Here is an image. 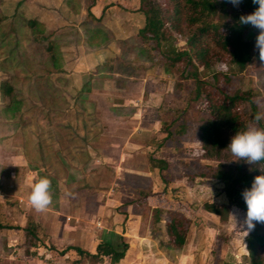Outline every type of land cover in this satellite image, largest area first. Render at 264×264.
I'll list each match as a JSON object with an SVG mask.
<instances>
[{"label": "rangeland", "instance_id": "obj_1", "mask_svg": "<svg viewBox=\"0 0 264 264\" xmlns=\"http://www.w3.org/2000/svg\"><path fill=\"white\" fill-rule=\"evenodd\" d=\"M125 6L135 9L137 0H97L93 10L101 17L92 22L85 18L84 0H0V86L13 84L20 100L12 117L3 111L0 94L2 219L23 226L32 217L39 236L59 223L80 222L90 231L96 230L101 206L108 202L106 207L125 216L127 236H151L172 264L180 257L181 264H249V231L236 225L232 212L224 219L218 210L227 200L215 168L222 163L223 170L233 172L228 162L235 157L202 156L193 111L186 117L185 133H177L178 125L170 127L169 135L161 127L160 120L174 115L168 112L186 106L193 82L180 80L141 52L135 35L143 16ZM31 19L38 22L40 42L26 25ZM258 31L252 27L248 35L252 62L228 83L232 90H257L254 100L264 119V51L255 47ZM95 33L98 39L89 43ZM50 40L59 53L56 67L43 52ZM222 64L213 61L200 74L207 76ZM33 172L51 181L52 202L43 211L28 202L26 178ZM141 192H164L171 204L190 208L184 213L189 224L181 250L159 243L167 239L163 221L174 212H163L162 223L154 225L153 209L139 199ZM50 210L61 213L57 224ZM22 234L19 229L0 230V264H9L7 236L19 242L12 250L24 246ZM39 252L30 264L44 261L46 251Z\"/></svg>", "mask_w": 264, "mask_h": 264}, {"label": "trees", "instance_id": "obj_2", "mask_svg": "<svg viewBox=\"0 0 264 264\" xmlns=\"http://www.w3.org/2000/svg\"><path fill=\"white\" fill-rule=\"evenodd\" d=\"M96 2L97 0H84L85 18L88 21H100L93 10ZM116 3L109 6H115ZM256 7L253 0H241L235 6L228 0H137L135 9L123 7L126 11H136L143 16V25L135 35L141 52L154 58L152 63L176 72L180 80L193 82L186 106L181 110L168 112L174 115L170 120H160L161 127L168 130L169 135L170 127L178 125L177 133L183 134L187 128L186 117L193 111L199 120L198 139L202 156L208 159L232 156L225 146L235 132L251 125L264 128V119L254 100L258 91L254 88L232 90L228 83L232 74L241 73L253 60L252 43L248 38L252 26L240 24L239 17L252 12ZM26 25L33 40L40 42L42 38L38 22L31 19L26 21ZM97 35L98 33L93 34L89 43L98 39ZM57 50L53 40L43 47V52L53 67H56L59 58ZM213 61L223 64L211 74L202 76L199 69H210ZM0 94L5 101L3 111L14 117L20 100L16 98L13 84L2 82ZM257 114H260L259 120L255 119ZM229 165L233 167V172L223 170L225 165L222 163L215 168V178L223 182L227 200L218 208L224 219L234 210L244 212L242 190L249 186L255 175L264 174V160L251 165L242 160L229 161ZM158 168L162 169L163 165ZM164 195V192H141L139 199L144 201L147 208L153 209L154 225L162 223L163 212H174L170 219L163 221L167 239L164 243H159L167 250L179 251L186 243L189 221L184 213L189 212L190 208L181 202L171 204ZM6 229L24 231L23 244L27 256H37L38 250L46 247L37 234V223L32 217H28L23 226H17L4 222L0 211V230ZM108 245L112 249L110 264H118L127 244L120 240L116 246ZM47 249L56 251L52 245ZM70 249L75 251L77 257L66 258L67 264H83L85 261L96 263L101 257L98 251L91 254L76 246H67L58 251V254ZM246 250L249 264L264 263V223H256L248 232Z\"/></svg>", "mask_w": 264, "mask_h": 264}, {"label": "crops", "instance_id": "obj_3", "mask_svg": "<svg viewBox=\"0 0 264 264\" xmlns=\"http://www.w3.org/2000/svg\"><path fill=\"white\" fill-rule=\"evenodd\" d=\"M110 7L112 8L115 6ZM94 13L96 17H101L100 14L98 15L96 12ZM141 19L143 21V17ZM166 199L168 198L166 197ZM106 203L108 204V202ZM106 203L105 206H101L103 208V212H100V218L102 219H99L101 221L96 224V230L94 229V227H91L92 230L87 231L82 227V223L81 225H79L80 222H77V224L59 223L57 228L55 227V230L51 231L50 233L48 232L49 234L47 235L42 229L43 233H41L43 236L39 237L43 239L46 245V247H44L46 254L43 256L44 261L39 262H41V264H67L66 258L75 259L77 257L75 251L70 249L63 254H58V251L63 250L67 246H76L91 254H95L97 253V251L101 253V257L98 262L93 263L85 261L83 262V264H110L112 249L110 245H108V243L116 246V244L120 240H122L127 244V248L124 256L118 261V264H172L168 260V257L163 253V251L159 249V247L156 245V242H154L151 236H146L145 234L138 236H127V234L124 233V220H126L125 216L112 211V209H110V207L108 206L106 207ZM76 212L77 211H74V214ZM49 213L51 218H53L54 216V218H56V215L61 214L59 210H50ZM53 222H56L57 224V218ZM41 228L45 229L43 225H41ZM19 230L23 232L21 236L22 242L20 243L23 246L25 233L22 229ZM45 231L47 233L46 229ZM7 239L8 240L5 243L8 247V252H6L5 258L9 264H30L33 263L35 258H38V256L41 254L38 250L37 256H27L25 254L24 246L22 248L16 247L15 249L13 248L12 250H10L11 247H14V245H16L15 243L19 242L17 240H11V236H7ZM48 244L54 246L56 251L52 252L46 249L49 247ZM15 250L16 252H14ZM53 256L55 258L53 261H51L50 257ZM183 256L184 255L182 254V257ZM181 262L182 260L180 257L177 264H181Z\"/></svg>", "mask_w": 264, "mask_h": 264}, {"label": "clouds", "instance_id": "obj_4", "mask_svg": "<svg viewBox=\"0 0 264 264\" xmlns=\"http://www.w3.org/2000/svg\"><path fill=\"white\" fill-rule=\"evenodd\" d=\"M228 2L235 6L241 0H228ZM253 3L257 7L252 12L241 15L239 23L251 25L259 30L255 47L261 52L264 51V0H253ZM255 119L259 120L260 114H257ZM225 147L235 157L232 161L242 160L251 165L264 160V128L251 125L242 131H237L230 137ZM26 184L30 189L29 205L37 211L45 210L52 202L51 181L33 172L26 178ZM241 198L245 205L243 215L241 216L238 211H233L232 215L236 225L245 228L247 232L251 231L256 223H264V174H257L252 178L249 186L242 190Z\"/></svg>", "mask_w": 264, "mask_h": 264}]
</instances>
